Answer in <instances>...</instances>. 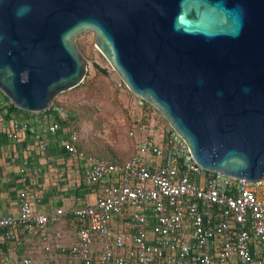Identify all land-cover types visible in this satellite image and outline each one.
Segmentation results:
<instances>
[{"label": "water", "instance_id": "95a60500", "mask_svg": "<svg viewBox=\"0 0 264 264\" xmlns=\"http://www.w3.org/2000/svg\"><path fill=\"white\" fill-rule=\"evenodd\" d=\"M89 31L201 167L264 178V0H0V90L51 108L88 75Z\"/></svg>", "mask_w": 264, "mask_h": 264}, {"label": "built area", "instance_id": "2783aa9c", "mask_svg": "<svg viewBox=\"0 0 264 264\" xmlns=\"http://www.w3.org/2000/svg\"><path fill=\"white\" fill-rule=\"evenodd\" d=\"M54 110L60 118L37 125L17 121L8 137L34 135L40 151L51 141L58 143L84 160L86 182L101 187L94 202L71 211L75 226L69 252L74 264H264V178L206 170L175 131L156 141L153 127L143 123L138 127L147 135L137 153L114 163L78 149L79 121L64 103ZM60 131L66 135L59 137ZM21 172L27 181L26 161ZM65 214L63 208L36 211L24 189L19 213L0 217V264H34L26 255L15 260L13 248L23 251L26 245L19 231L33 226L45 240L63 237L61 231L50 235L48 226ZM53 258L57 254L45 261Z\"/></svg>", "mask_w": 264, "mask_h": 264}, {"label": "crops", "instance_id": "0c3cea01", "mask_svg": "<svg viewBox=\"0 0 264 264\" xmlns=\"http://www.w3.org/2000/svg\"><path fill=\"white\" fill-rule=\"evenodd\" d=\"M6 102L7 100L0 93V104ZM24 120H32V124L37 125L41 120L52 122L55 118L42 112L11 115L6 110L0 111V217L19 213L20 193L24 189H28L32 205L40 213H50L57 208H63L67 216L48 226L50 235L57 231L65 233L61 239L55 238L54 248L61 251L63 247L70 246L74 241L72 229L75 224L73 216L70 215L71 211L86 202H94L101 195V187L86 182L84 160L71 156L58 143L51 141L46 149L40 151L37 148L38 140L34 135L21 132L18 140L10 139L8 137L10 128L15 122ZM138 125L136 124V128L132 131L137 138L141 133L138 138L139 144L147 133ZM65 135L63 131L58 133L59 137ZM161 136L162 134H159L156 137L154 133L156 141H159ZM137 147L129 159L137 153ZM25 161L27 181L24 182L21 166ZM19 232L26 240L23 251H27L33 258L45 253L46 242L43 241L45 239L33 226L21 229ZM19 253H22V248L14 247L13 254L16 261L20 258Z\"/></svg>", "mask_w": 264, "mask_h": 264}, {"label": "rangeland", "instance_id": "374dc122", "mask_svg": "<svg viewBox=\"0 0 264 264\" xmlns=\"http://www.w3.org/2000/svg\"><path fill=\"white\" fill-rule=\"evenodd\" d=\"M77 42L89 60V86L61 93L55 101L63 102L84 128V142L97 143L104 156L111 152L125 160L138 145L141 133L137 138L130 132L139 122L149 129L153 127L156 137L171 130L153 105L146 106V101L132 93L125 83L119 86L122 79L97 48L93 31L80 35ZM66 258L62 255L61 260ZM34 259L36 264H48L44 254ZM66 260L64 264H73L69 258Z\"/></svg>", "mask_w": 264, "mask_h": 264}, {"label": "trees", "instance_id": "16d2710c", "mask_svg": "<svg viewBox=\"0 0 264 264\" xmlns=\"http://www.w3.org/2000/svg\"><path fill=\"white\" fill-rule=\"evenodd\" d=\"M89 83H90V81H87L86 78H85L83 83H81L80 85H78L77 87H75V88H73L71 90L86 88V87L89 86ZM71 90H68V91H71ZM75 92H77V91H75ZM0 93L2 94L3 98L5 100H7V102H6L7 104L6 103H4L3 105L0 104V111L5 112V110H6L7 113H9L11 115L18 114V113L19 114H27V115L32 114V112L27 111V110H23V109L17 107L16 105H14L13 102L1 90H0ZM143 102H145V101H143ZM58 103H60V102H58V99H57L54 102V105L51 108H49L47 110H44V111H41V112L42 113H47L49 115H52L55 119L60 118L58 113H56V111L54 110L55 105L58 104ZM145 104H146V106H150V107L153 108V106L150 103L145 102ZM5 117L8 118V119L10 118L9 116H5ZM79 130H80V140H79V143H78V146H77L78 149L84 150L86 153L92 154V155L97 156L99 158L108 159V160H110V161H112L114 163H123V162H125V161H127L129 159V158H127V159L123 160V159L119 158L115 153H111V152H110V155L104 156L105 153H103L100 148H97V145H96L97 143L94 142L95 145H93V143L92 144L91 143L87 144L86 142H84L83 139H84L85 131H84V128L82 126H80V123H79ZM170 131H174V130L171 128ZM70 215L72 216V214H70ZM65 216H67V215H63L61 217H65ZM61 217L59 218V220L61 219ZM19 235H20V232H19ZM20 237H21V235H20ZM55 238L56 239H61L62 237H55V235H54L52 237V239L50 238L49 240H43L44 242H46V244L44 245V251H45L44 256L47 257L48 255H51L52 253L57 254V258H53L50 262H48V264H64L67 261L66 259H68V258H69V261L74 264L75 261L70 255L69 246L68 247H63L64 250H61V251L60 250H56L54 248V246L56 244L55 243L56 242ZM48 246L51 247V251L47 250ZM25 253H27V254H25ZM18 255L20 257H22L24 255L29 256L34 261V264H36V261L33 258V256L30 255L27 251L26 252L22 251V253H19ZM62 255H64L67 258L64 259V260L63 259L61 260Z\"/></svg>", "mask_w": 264, "mask_h": 264}]
</instances>
